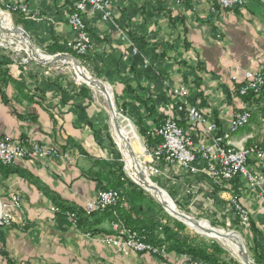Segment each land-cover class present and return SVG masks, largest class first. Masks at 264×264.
<instances>
[{
	"label": "crops",
	"instance_id": "0c3cea01",
	"mask_svg": "<svg viewBox=\"0 0 264 264\" xmlns=\"http://www.w3.org/2000/svg\"><path fill=\"white\" fill-rule=\"evenodd\" d=\"M73 1L0 3H19L28 8V16L22 14L25 23L21 24L43 49L53 44L67 46L73 40L75 31L68 22ZM109 10L110 20L104 19L101 11L86 14L84 19L92 41L88 51L92 69L111 82L118 101L135 104V93H125L122 78L143 99L153 97L160 84L169 88V93L184 85L191 102L228 133L230 144H264V90L251 96H243L238 90L246 72L264 70V2L252 0L244 7H218L213 11L208 0H185L181 4L173 0H111ZM131 34L144 36L145 64L161 74L162 83L155 84L146 75L136 78L131 64L135 46ZM0 54L6 55L1 50ZM7 57L11 59L6 67L12 81L4 87V98L0 90V139L10 138L27 148L36 143L54 146L62 155L18 158L12 167L24 174L5 175L0 171V196L6 202L11 201L13 194L22 197L21 209L14 211L13 225L0 228V264H189L183 254L124 252L108 245L103 236L112 232L113 220L107 215L94 218L102 231L89 235L55 214L50 193L84 207L99 191L93 175L106 174L98 162L115 161L104 135L98 133L104 112L93 95L75 97L70 93L72 97L69 94V98H62V88L72 91L80 86L59 82L64 86L60 88L54 83L51 86L50 81L41 83L38 76L42 73L38 70L32 71L34 76L30 79L28 68ZM39 89H44L42 97L33 95ZM171 95L175 102L180 100ZM171 108L158 106L159 113L167 115L172 114ZM244 110L251 111L250 122L230 132L232 116ZM147 125L155 127L152 120ZM189 131L195 142H211L214 137L202 125ZM197 165L202 166V161ZM248 166L264 177V160L256 154L250 156ZM165 168L173 183L182 184L180 191L184 192L176 195L183 208L211 221L231 225L236 217L232 198L237 196L250 213V224L244 229L246 242L254 247H248L250 255L255 260L256 251L264 259V204L246 181L236 178L222 188L201 172L191 174L170 164Z\"/></svg>",
	"mask_w": 264,
	"mask_h": 264
},
{
	"label": "trees",
	"instance_id": "16d2710c",
	"mask_svg": "<svg viewBox=\"0 0 264 264\" xmlns=\"http://www.w3.org/2000/svg\"><path fill=\"white\" fill-rule=\"evenodd\" d=\"M75 1L71 3V12L73 10ZM5 5L6 4H3L2 6L5 7ZM22 14L23 13H20L21 17L18 19L19 22L17 23H25ZM88 31H90L89 27ZM130 37L134 41L135 45L133 46L134 48H132L133 55L131 57V64L136 78L139 80L143 75H146L150 78H153L155 84H157V82L162 83L164 79L161 74H156V71L151 65L145 64L146 62L143 52V46H146L147 43L144 40V36L136 37L131 34ZM43 49L46 52L53 54L57 52L70 51L77 57L89 58V54H86L85 56L79 55L74 50L69 48L68 45L66 46L53 44L52 46H46ZM9 63H11V59L5 55L0 54V90L3 94V98L4 87H6L12 81V75L9 73V69L6 67ZM122 80L125 83V93H135V104L134 106H131L130 104L128 105V102L126 101H118L119 106L122 110L130 113L133 122L139 128V131L143 136H147V133L149 134V131L153 129V127L151 128L149 127V125H147L149 120H152V122L155 124V127H157L162 123L165 117L171 116L196 141V138H194L192 132L189 131L191 129V125L189 124L186 110L180 108L179 103L174 101L171 95V91L169 93V88L160 84L158 91L156 93L154 92L153 97L149 96L143 99L136 93L137 89L131 90L129 83H127L124 78H122ZM41 81V83L45 84L46 81H50L51 86V83H54L55 86H59L60 88L64 87L63 85H61V83H59L60 85L57 84V82L55 84V81H53L52 79L49 80V78L47 80L42 79ZM196 81L198 85H200V80L198 78H196ZM16 84H18V82ZM38 86L39 85H37V87ZM67 90L63 88L61 89L63 99L69 98L68 96L70 93L75 97L80 95H84L85 97L90 98L92 97L91 90L86 84H82L80 85V87L75 88L72 91L70 89L68 91ZM263 90L264 89H262V91ZM43 91L44 89L40 90L38 93H33V95L42 97L41 93H44ZM260 92H255L252 90L246 94L241 95L251 96ZM71 94L70 96L72 97ZM136 103H138L140 106H137ZM162 104L172 106V115H167L163 112L159 113L158 106ZM219 127L220 128L217 131V135L224 134L220 123ZM98 133L101 136L104 135L105 140L110 146V150L115 158V161L98 162L101 166V171L106 172V174L105 176H101L100 172H96L93 177L98 181L99 190L108 188L117 189L124 197V200H121L118 204L109 206L105 210H97L92 213H88L85 206L83 207L67 202L66 200L62 199L57 193H50L54 201V206L58 207L59 209L56 212L57 215L68 222V214L71 212L75 213L76 222L73 225L89 235L99 234L102 231L101 228L98 227L99 222L94 218L99 215H101V217L107 215L111 217L112 220L121 221L125 225L136 230L149 243L155 246L163 247L164 252H174L187 255L189 262L202 261L209 264H242L234 257H232L229 252L224 249L218 242L213 241L211 243H207L200 238L199 234L189 231L186 224L167 213L163 206L158 201H156L147 190L130 179V177L124 171V162L122 160V155L119 152L112 137L110 136L108 118H105V115L103 117V125ZM148 141V145L152 148L160 145L163 141V138L160 135L155 134L148 136ZM12 165L13 164H4L0 161V171H2L5 175H10L12 173L24 174L21 169L14 168L12 167ZM235 179L236 178L230 181L217 182L215 184L217 185L216 187L224 188L223 186L234 182ZM167 190L171 194V196L176 199L177 203L181 204V206L183 207L181 199L176 195L175 190H173L169 186L167 187ZM233 209L235 213L234 206ZM235 220L238 224L240 223V221L238 220V216L235 217ZM212 223L214 225L221 224L216 221H212ZM240 225L241 223L237 225L238 229H240ZM111 233L112 232H107L106 235H109ZM247 246L249 247V249L254 250V247L250 246L249 241H247ZM253 252L255 262L257 264H264V259H262L259 254H256V251ZM159 255L163 256V253H159Z\"/></svg>",
	"mask_w": 264,
	"mask_h": 264
},
{
	"label": "built area",
	"instance_id": "2783aa9c",
	"mask_svg": "<svg viewBox=\"0 0 264 264\" xmlns=\"http://www.w3.org/2000/svg\"><path fill=\"white\" fill-rule=\"evenodd\" d=\"M111 0H77L73 5V10L68 16V22L75 31V36L68 46L77 54L85 56L91 48V37L84 16L101 11L104 19H112L109 10ZM182 3L185 0H173ZM213 6L231 8L242 5L246 0H208ZM216 6V7H217ZM216 7L213 11H216ZM13 10L28 12L24 5H11ZM136 50V49H135ZM83 61L88 62L87 57ZM245 81L241 83L238 90L241 94L249 91L259 92L264 86V72H246ZM174 96L180 98L181 107L186 108L190 122L194 126L202 125L208 134H214L218 130V124L210 122L204 111L197 105L190 103L188 99L189 91L185 86H179L172 90ZM250 118L247 110L238 111L230 123L231 131H238V126H245ZM154 130V131H153ZM152 130V134L160 135L162 143L154 149L153 158L155 160L166 159L168 162L178 164L191 173L203 172L215 182L229 181L234 177H243L249 187L256 191L260 201L264 204V178L261 172H256L248 166L249 156L256 154L264 160V146H250L249 150H237L229 147V141H224L227 135L214 136L211 142L200 141L195 143L193 139L183 130L172 117H167L159 126ZM59 152L55 147L34 144L32 148H27L10 138L0 139V161L5 164H12L18 158L43 157ZM202 161V166L197 162ZM119 193L114 189L102 190L89 200L86 204V211L92 213L97 210H104L115 205L120 200ZM22 197L14 194L10 202H6L0 196V226H8L14 222V211L20 209ZM236 216L241 224L248 225L250 221L249 211L240 203L237 196L232 198ZM58 207L54 206L53 211L57 212ZM68 219L75 223L76 214L71 212ZM113 234L104 237V241L124 252H153L155 254L164 253V248L155 246L146 241L136 230L125 225L123 222L113 220L111 223ZM187 256V255H185ZM188 257V256H187ZM189 264H209L205 262H189Z\"/></svg>",
	"mask_w": 264,
	"mask_h": 264
},
{
	"label": "rangeland",
	"instance_id": "374dc122",
	"mask_svg": "<svg viewBox=\"0 0 264 264\" xmlns=\"http://www.w3.org/2000/svg\"><path fill=\"white\" fill-rule=\"evenodd\" d=\"M252 0H246L244 3H242V5H238V6H234V7H231V8H236V7H244V6H247ZM259 2H264V0H258ZM184 2V1H183ZM182 2V3H183ZM210 2V1H209ZM211 3V2H210ZM15 3H9V4H6L5 7L2 6L3 4H0V9H2L5 13H7L9 16H11L13 22H14V25L16 27H21L23 28L24 30L25 27L22 26L21 23H17L19 22V18L21 17L20 16V13H23L24 16H28V12H22V11H17V10H13L11 8V5H13ZM181 4V3H179ZM16 5H23V4H19L17 3ZM212 5V4H211ZM25 6V5H24ZM217 6V4L215 6L212 5V10H213V7L215 9V7ZM218 8V6L216 7V9ZM28 9V8H27ZM225 9H230V8H225ZM27 31V30H26ZM30 36V35H29ZM28 38V37H27ZM31 38V41L33 43V45L35 46V48L37 50H39L40 52H42L43 54L45 55H49V56H55V55H59V54H69L71 56H73L76 61H77V66H80L83 68L84 71L88 72L93 78H95V80L103 83L104 86H108L109 89L111 90V93H112V105H113V108H114V111L116 112L117 116L119 117L118 119L122 122L123 125L127 126L128 128H131L133 127V130L134 132L136 133V135L134 136V134H131L132 135V146L133 148L135 149L136 153H137V158L138 160L140 161L141 163V166H143V171L144 173L157 185L159 186L162 190L166 191L167 194H169V196L172 198V200L175 202V205L178 207L179 211H181L182 213L186 214V215H189V216H192L194 219L198 220V222H201V221H206L207 224H209L211 226V228L213 229H219L220 231H222L224 234H227L229 233L230 236L229 238H218V237H214L212 235H209L207 233H203L201 230H198L196 228H194L193 226H191L186 220V222L188 223H185L183 220H180L178 219L176 216H173L172 212L169 211V209H167V207L165 206V208L169 211H167L165 209V211L167 213H169L171 216L175 217L176 219L182 221L184 224H186V226L188 227V230L189 231H192L196 234H199L200 238L207 242V243H211L213 241H216L218 242L224 249H226L229 254L234 257L236 260H238L240 263H243V259L239 256V253L236 251V248H235V244L238 245V248L240 247L239 244H242L245 249L247 250L248 252V255L250 257V259L253 261V263L257 264L255 262V260L252 258V256L250 255V251L248 249V246H247V242H246V233L244 231V229H247L249 224H250V221H249V224L248 225H243L241 224L240 225V229L237 228V225H239L237 223V221L235 220V217L232 219V224H226L225 222H221L218 220V223L220 222L221 224H218V225H214L212 223V221L210 219H207L201 215H198V214H194L193 212H190L188 210H186L185 208H183L181 206V204L177 203L176 199L173 198L171 196V194L168 192L167 190V187H171L172 189L175 190V193L177 194H181L183 193L184 191H180L181 189V185L182 184H175L172 182L171 180V173L170 172H167L166 171V166L168 164L170 165H174V167L176 166L177 168L179 169H182V170H186L185 168L183 167H180L178 164L176 163H173V162H168L166 159L162 158L161 160H155L153 158V152H154V149L156 147H150L148 145V136L150 135H155V134H152V130L156 127H154L151 131H149V134L147 133V136H143L141 134V132L139 131V128L135 125V123L133 122L132 120V116L130 115L129 112H126L124 110H122L119 106V103H118V98L116 96V93H115V90H114V87L113 85L111 84V82H108L106 79L102 78L101 76L97 75L94 73L93 69H92V66L90 64V60L88 58V62H84L83 61V57H77L75 56L73 53H71L70 51H65V52H57V53H48L46 52L44 49L40 48L36 43L35 41L32 39V37L30 36ZM29 40V38H28ZM29 44L30 43V40H29ZM70 48V47H69ZM0 50L1 51H4L6 53L5 56H10L12 57L14 60H16L19 65H22L24 68H28V70H30V74H29V78L32 79V77L34 76L33 72L34 70H38L39 73H42V76H38V78H42L44 80H47L49 78L52 79L53 81H55V84L57 82V84H59V82H62V83H65V84H69V86H73V85H77V86H80L82 84H86L90 90H91V93L92 95L94 96V99H96V102L98 103L97 105L102 108L103 112H104V115H105V118H108V125H109V133H110V136L112 137L114 143L116 144L119 152L121 153L122 155V160L124 162V171L126 172V174L130 177V179H132L134 182L138 181L137 179L134 178V176L131 174V172L128 170L127 168V164H126V159H125V156H124V152H123V149L121 148L120 144L118 143L116 137H115V133H114V130H113V123H114V119L112 117V105L111 103L108 101V99L106 97H104L101 92L96 88H94L93 84H90L87 80H85L84 78L80 77L78 72H77V69H76V64H74V62L68 60L70 58H67V59H59V60H50L48 62H43L41 60H38V59H35L34 57L31 56V54L29 53V46H28V43L26 40H24L23 38H20V37H17V36H14L12 34L9 33V31L5 30V28L1 25L0 23ZM260 71H263L264 70H260ZM60 85V84H59ZM181 86H184V85H181ZM176 88V87H175ZM174 88L171 89V92ZM264 89V86L263 88ZM262 89L260 91H262ZM259 91V92H260ZM240 93V92H239ZM172 94V93H171ZM241 94V93H240ZM106 98V99H105ZM188 99L190 101L191 104L195 105L193 102H191V99H190V95H188ZM179 103V106L180 108L182 109H185L186 108H183L181 107V103H180V100L178 101ZM250 112V118H249V121L248 123L250 122V119H251V111L250 110H247ZM187 112V110H186ZM169 115H172V114H169ZM188 116V114H187ZM171 117V116H170ZM234 116H232L231 120H230V123L232 121ZM167 117H165L163 119V121L166 119ZM173 118V117H172ZM174 119V118H173ZM188 119H189V116H188ZM113 121V122H112ZM162 121V122H163ZM210 122H215L218 124V130H219V122L217 120H210ZM230 123H229V131L230 132H235V131H231L230 129ZM247 123V124H248ZM189 124L191 125V129L194 128H198V126H194L191 122H190V119H189ZM246 124V125H247ZM245 125V126H246ZM159 126V125H158ZM180 126V125H179ZM241 127L243 126H240L238 128L241 129ZM184 130V129H183ZM217 130V131H218ZM154 131V130H153ZM185 131V130H184ZM217 131L213 134L214 136H218L217 135ZM186 132V131H185ZM189 132V131H188ZM187 133V132H186ZM188 134V133H187ZM192 139L193 137L188 134ZM211 135V134H210ZM223 136L227 135V138L224 140V141H229V135L227 132H224V134H222ZM212 136V135H211ZM213 138V137H212ZM12 140V139H11ZM14 141V140H12ZM193 141L195 142V140L193 139ZM200 141H203V140H199ZM205 141V140H204ZM17 142V141H15ZM20 143L21 145H23L22 142H18ZM195 143H198V142H195ZM230 143V141H229ZM36 144H39V143H36ZM45 145V144H44ZM264 146L263 145H260V144H251V145H248V146H243V147H236V146H233L232 144L229 145V147L233 148V149H237V150H249V147L250 146ZM24 146V145H23ZM48 146V145H47ZM159 146V145H158ZM157 146V147H158ZM26 147V146H25ZM48 147H54V146H48ZM57 151L59 152V149L56 148ZM62 153L60 152V155L61 156ZM252 155V154H251ZM250 155V156H251ZM47 156H52V157H57V155L55 153H52V154H49ZM47 156H43V157H24V158H31V159H34V158H44V157H47ZM249 156V158H250ZM140 158V159H139ZM260 158V157H259ZM262 159V158H261ZM161 162H163V164H165V166H163L161 164ZM249 162V160H248ZM5 164V163H4ZM13 164V163H12ZM169 167V166H168ZM170 167H173V166H170ZM148 172V173H147ZM190 172V171H189ZM202 174L208 176L210 178V176L206 173H203L201 172ZM193 174V173H191ZM234 178H242L244 180L243 177H234ZM264 178V177H263ZM212 179V178H211ZM213 180V179H212ZM230 181V180H229ZM245 181V180H244ZM223 182V181H221ZM137 184H139L138 182H136ZM141 187L144 188V185L142 184H139ZM109 189H113V188H108V189H101L99 190L98 192L102 191V190H109ZM145 189V188H144ZM148 189V188H147ZM116 190L119 195H120V200H124V197L121 195V193L117 190V189H114ZM146 190V189H145ZM151 195L152 197L156 200V201H160L159 198L157 196H155V194L150 191L149 189L147 190ZM97 192V194H98ZM185 192H188L189 191H185ZM96 194V195H97ZM14 195V194H13ZM95 195V196H96ZM94 196V197H95ZM93 197V198H94ZM91 200V199H90ZM88 202V201H87ZM118 202V203H119ZM159 202V203H160ZM117 203V204H118ZM87 204V203H86ZM86 204H85V207H86ZM161 204V203H160ZM163 204V203H162ZM161 204V205H162ZM233 204V203H232ZM163 206V205H162ZM21 207H22V203H21ZM20 207V209H21ZM54 207V206H53ZM246 208V207H245ZM53 209V208H52ZM107 209V208H106ZM247 209V208H246ZM105 210V209H104ZM248 210V209H247ZM55 212V211H54ZM172 213V214H171ZM56 214V212H55ZM175 215V214H174ZM251 219V218H250ZM238 220L240 221V219L238 218ZM68 221L72 224H74L73 222H71L69 219ZM14 223V222H13ZM13 223L11 225H13ZM112 223V222H111ZM11 225H8V226H11ZM8 226H0L1 227H8ZM112 229V227H111ZM114 232L112 230V233L109 234V235H112ZM109 235H104L103 236V241H104V237L105 236H109ZM234 237V238H233ZM237 237V238H236ZM237 240H236V239ZM234 239V240H233ZM239 239V240H238ZM226 240V241H225ZM232 240V241H231ZM105 242V241H104ZM228 244H227V243ZM236 242V243H235ZM106 243V242H105ZM235 243V244H234ZM108 244V243H107ZM108 245H111V244H108ZM232 245V246H231ZM112 246V245H111ZM115 247V246H113ZM117 248V247H116ZM137 253H151V254H154V255H158L160 256L159 254H155L153 252H148V251H145V252H137ZM167 254V252H164L163 253V256Z\"/></svg>",
	"mask_w": 264,
	"mask_h": 264
},
{
	"label": "bare ground",
	"instance_id": "6f19581e",
	"mask_svg": "<svg viewBox=\"0 0 264 264\" xmlns=\"http://www.w3.org/2000/svg\"><path fill=\"white\" fill-rule=\"evenodd\" d=\"M0 23L5 28V30L9 31L10 34L23 38L27 41L29 46V53L32 57L35 59L41 60L43 62H48L50 60L57 59L55 56H49L45 55L39 50H37L35 47H32L31 44H29V40L27 36L23 33V31L19 28H17L14 25V22L7 13H5L2 9H0ZM73 62L72 59H68ZM77 72L80 77L87 80L90 84L93 83V87L99 90L101 94L108 99V101L112 105V93L108 86H104L103 83L95 80L88 72L84 71L82 67L76 65ZM105 98V99H106ZM112 117L113 119H117V122L114 121L113 123V130L115 133V137L120 144L121 148L123 149L124 156L126 159V164L128 170L131 172V174L134 176L135 179H137L140 183H142L146 188H148L150 191H152L155 196L161 200V203L169 209L175 216L181 217L182 219L186 220L191 226L194 228L201 230L203 233H207L209 235H212L214 237L218 238H229L227 237L222 231L219 229H213L209 224H207L206 221L196 222L195 219L190 216V218H185L181 215V211H179L178 207L175 205V202L172 200V198L167 194L166 191L162 190L159 186H157L143 171V166H141L140 161L137 158V153L135 149L132 146V135H136V133L133 130V127L128 128L127 126L123 125L122 122L118 119L116 112L114 111L113 105H112ZM113 122V121H112ZM240 126H238L239 128ZM140 159V158H139ZM148 173V172H147ZM201 226V227H199ZM234 238V237H233ZM237 238V237H236ZM235 238V239H236ZM234 240V239H233ZM237 240V239H236ZM239 240V239H238ZM226 241V240H225ZM232 241V240H231ZM227 243V242H226ZM236 243V242H235ZM234 243V244H235ZM228 244V243H227ZM232 246V245H231ZM236 251L239 253V256L242 259H247V256L245 252L240 247L238 248V245L235 244Z\"/></svg>",
	"mask_w": 264,
	"mask_h": 264
},
{
	"label": "water",
	"instance_id": "95a60500",
	"mask_svg": "<svg viewBox=\"0 0 264 264\" xmlns=\"http://www.w3.org/2000/svg\"><path fill=\"white\" fill-rule=\"evenodd\" d=\"M17 28H19V29H21V30L23 31V33L29 38L30 43H31V46H32V47H35V46L33 45L32 41H31V38H30L28 32H27L26 30H24L23 28H21V27H17ZM55 57L57 58V59H55V60L70 58V59L73 60L74 64L77 65V61H76V59H75L73 56L69 55V54H65V53H63V54L55 55ZM92 84H93V83H92ZM114 121L117 122V119H115ZM136 182H138L139 184L142 185V183H140L139 181H136ZM144 188H145L146 190H148L145 186H144ZM159 202H160V201H159ZM160 203H161V202H160ZM161 204H162V203H161ZM162 205H163V204H162ZM163 207L165 208L164 205H163ZM165 209H166V208H165ZM166 210H167V209H166ZM167 211H168V210H167ZM168 212H169V211H168ZM171 214H172V213H171ZM172 215L175 216L174 214H172ZM181 215L184 216L185 218H190L189 215H186V214H184V213H181ZM176 217H177L178 219H180V220H183L185 223H187V222H186L184 219H182L181 217H178V216H176ZM195 221L198 222V220H196V219H195ZM187 224H188V223H187ZM199 227H201V226H199ZM225 235H226L227 237L230 236L229 233H227V234H225ZM239 246H240L241 251L243 250V251L245 252L246 256H247V259H245V260L243 259V263H242V264H255V263H253V261L250 259L249 255H248V252H247V250L245 249V247H244L242 244H239Z\"/></svg>",
	"mask_w": 264,
	"mask_h": 264
}]
</instances>
